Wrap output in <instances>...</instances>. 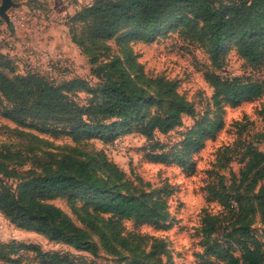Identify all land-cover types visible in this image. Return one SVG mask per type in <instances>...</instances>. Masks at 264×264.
Returning a JSON list of instances; mask_svg holds the SVG:
<instances>
[{
	"label": "rangeland",
	"instance_id": "374dc122",
	"mask_svg": "<svg viewBox=\"0 0 264 264\" xmlns=\"http://www.w3.org/2000/svg\"><path fill=\"white\" fill-rule=\"evenodd\" d=\"M13 1L19 5L7 12L25 18L22 26L12 28L15 40H8L9 55L18 58L12 59L18 71H38L56 84L80 78L90 87L97 86L98 78L92 73L95 63L71 41L69 32V17L93 0ZM107 43L110 54L120 56L126 63L130 78H135V83L145 89L147 97H153L150 114L164 115L169 103L166 90L154 82L156 79L172 82L178 93L192 103L194 113L183 114L180 124L168 131L157 130L150 137L131 132L110 143L98 138L75 141L67 130L37 132L19 127L0 114V149L23 155L30 150L31 154L44 155L41 160L44 164L39 166L24 157L4 159L8 176L4 175L3 182L16 185L17 178L13 176H27L30 169L38 172L50 168L54 166L52 158L65 154L78 159L102 158L119 169L122 177L118 186L125 182L126 189L136 195L154 193V197L159 195L165 200L169 211L166 220L139 224L140 237L135 240L125 233L127 239L123 242L122 231L113 237L106 214L94 212L84 201L60 197L49 202L86 232V238L96 244L95 253L51 239L36 230L17 228L1 213L0 240L16 239L42 252L58 251L94 264H229L224 250L229 248L234 255H239L235 237L242 232L241 222H247L250 236L258 239L264 252V210L256 206L257 188L248 187L240 178L245 150H264L263 137H260L263 134L259 135L264 131L260 115L264 92L236 107L223 102L222 109L217 110L212 99L213 87L206 79L207 73H214L226 78L241 76L262 81L264 64L252 63L243 57L236 40H228L225 52L213 61L210 45L199 27L191 30L170 21L164 22L147 39L130 38L128 31L122 30ZM72 97L83 104L90 99V94L81 90ZM15 128L33 132L42 141L33 136H18ZM192 130L194 133L190 135ZM196 131L201 140L184 148L186 139L194 138ZM249 140L257 148H246ZM150 152L165 153L168 160H153ZM222 185L227 189L223 190ZM211 189L216 190L219 199L211 194ZM235 196L246 202L248 209L254 205L255 209L247 213L244 221H236L240 210ZM91 223L108 234L112 247L103 245ZM211 224L214 232L204 237L203 226ZM124 226L126 230L134 228L132 221H125ZM20 258L18 264H40L29 250L20 251ZM0 264L11 263L0 259Z\"/></svg>",
	"mask_w": 264,
	"mask_h": 264
},
{
	"label": "trees",
	"instance_id": "16d2710c",
	"mask_svg": "<svg viewBox=\"0 0 264 264\" xmlns=\"http://www.w3.org/2000/svg\"><path fill=\"white\" fill-rule=\"evenodd\" d=\"M167 21L191 30L199 27L210 45L213 61L225 52L228 40H236L238 52L243 57L252 63L264 64V0H93L69 17V32L71 41L95 63L92 72L98 78L95 87L80 78L56 84L38 71L19 72L12 62L17 57L9 55L11 44L8 40H15V32L0 21V114L19 127L37 132L67 130L75 141L98 138L110 143L131 132L150 137L157 130H170L180 124L183 114L194 113L192 103L178 93L172 82L156 79L154 82L166 90L169 103L164 115L150 114L153 97H147L145 89L135 83V78H130L126 63L120 56L110 54L107 43L122 30H127L130 38L147 39ZM206 79L213 87L212 99L217 110L222 109L223 102L226 106L236 107L264 92V80L241 76L226 78L214 73H207ZM81 90L90 94V99L78 104L72 95ZM260 115L264 120V106ZM22 128H15L18 136H33L42 141ZM195 134L194 138L186 139L184 148L201 140L200 133L196 131ZM260 134H263L260 137L264 142V131ZM247 144L246 148H257L252 140ZM21 157L35 166L44 164L41 162L44 155L31 154L30 150L23 155L0 149V213L17 228L36 230L51 239L95 253L96 244L86 238V232L74 225L50 200L64 197L90 204L94 212L107 215L113 237L122 231L123 242L127 237L135 240L140 237L139 224L164 221L169 214L166 201L159 195L154 197V193L145 192L136 195L126 189L125 182L118 186L122 177L119 169L102 158L78 159L65 154L52 158L50 161L54 166L45 170L30 169L27 176L13 173L17 183L8 186L3 182L4 175L8 174L3 166L4 159L19 160ZM149 157L160 162L168 160L165 153L150 152ZM243 159L240 178L248 187L257 188L254 191L256 206L262 211L264 150L247 149ZM122 187H125L124 191ZM222 188L227 189L224 185ZM211 194L219 199L215 189H211ZM235 197L240 210L236 221H244L247 213L255 209L254 205L248 209L246 202ZM125 221H132L134 228L126 230ZM90 225L103 245L112 247L108 234L100 232L96 223ZM240 227L242 232L235 237L239 255L226 248L227 262L262 264L264 252L260 242L250 236L247 222H241ZM214 230L213 224L205 225L202 235L208 236ZM125 233H128L127 237ZM22 250L33 252L40 264H94L58 251L42 252L36 246L21 244L16 239L0 240V259L7 263L18 264Z\"/></svg>",
	"mask_w": 264,
	"mask_h": 264
},
{
	"label": "water",
	"instance_id": "95a60500",
	"mask_svg": "<svg viewBox=\"0 0 264 264\" xmlns=\"http://www.w3.org/2000/svg\"><path fill=\"white\" fill-rule=\"evenodd\" d=\"M17 5H19V3L13 0H0V19L5 22L8 28H11V21L7 11L10 7H15Z\"/></svg>",
	"mask_w": 264,
	"mask_h": 264
},
{
	"label": "built area",
	"instance_id": "2783aa9c",
	"mask_svg": "<svg viewBox=\"0 0 264 264\" xmlns=\"http://www.w3.org/2000/svg\"><path fill=\"white\" fill-rule=\"evenodd\" d=\"M7 13H8L9 19H10V21H11V28H9V29L12 30V28L15 27V26H22L21 24H22L23 21L25 20L24 17H22V16H14V15H12V14L9 13V12H7ZM0 21L3 22L1 19H0ZM3 23L5 24V22H3ZM5 26H6V24H5ZM6 27H7V26H6ZM7 28H8V27H7Z\"/></svg>",
	"mask_w": 264,
	"mask_h": 264
},
{
	"label": "crops",
	"instance_id": "0c3cea01",
	"mask_svg": "<svg viewBox=\"0 0 264 264\" xmlns=\"http://www.w3.org/2000/svg\"><path fill=\"white\" fill-rule=\"evenodd\" d=\"M9 29V28H8ZM11 52V51H10Z\"/></svg>",
	"mask_w": 264,
	"mask_h": 264
}]
</instances>
